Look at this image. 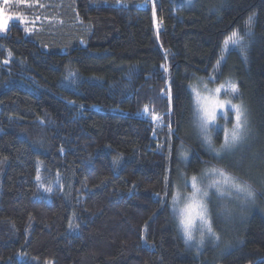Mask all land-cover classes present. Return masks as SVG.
I'll list each match as a JSON object with an SVG mask.
<instances>
[{
  "label": "trees",
  "instance_id": "obj_1",
  "mask_svg": "<svg viewBox=\"0 0 264 264\" xmlns=\"http://www.w3.org/2000/svg\"><path fill=\"white\" fill-rule=\"evenodd\" d=\"M26 1L23 17L60 23L0 32V264H264V0ZM253 14L247 60L232 46L214 72L223 40ZM210 76L235 83L248 109L249 172H232L257 197L227 226L214 216L222 240L197 254L171 194L180 166L186 177L224 166L190 134V85Z\"/></svg>",
  "mask_w": 264,
  "mask_h": 264
},
{
  "label": "snow or ice",
  "instance_id": "obj_2",
  "mask_svg": "<svg viewBox=\"0 0 264 264\" xmlns=\"http://www.w3.org/2000/svg\"><path fill=\"white\" fill-rule=\"evenodd\" d=\"M26 2V0H24ZM4 4L8 3V0H3ZM188 4L192 3V0H187ZM216 5L213 4L210 11L215 9ZM12 17L5 16L0 12V31H7V25ZM256 26L255 14L249 16L245 21V30L243 35L239 29L233 30L223 40L222 53L229 52V45L233 46V50H237L243 59L247 60V50L251 46L252 37L254 35V28ZM225 61V56L222 54L216 60V66L213 71H217L221 66V62ZM70 76H75V73H69ZM209 81H215L216 77L210 76ZM191 87V86H190ZM205 89L208 91V95H201L200 92H195L194 100V115L197 118L199 131L202 134L204 144H206L210 150L214 153V159L222 161L230 156L235 155L237 151L243 146L250 137L251 128L248 117V109L241 100L239 103H233L232 99L220 100L219 94L222 91H226L229 96H235L239 99L240 90L235 83L228 81V87L225 89L224 84H220L214 90L207 89V83L204 84ZM226 106H230L234 112L233 122L231 129L224 126L223 142L217 148L215 147L212 137L209 134V125L214 124L216 121L217 110L225 109ZM149 111L148 106H144V112ZM153 120H159L160 117L155 113H151ZM226 119V112H225ZM182 155L186 158L187 153ZM203 163H208L203 161ZM235 167V165H233ZM205 173L220 177V179H214L207 187H201L198 183V177L192 175L189 178L185 177V187L191 185L192 191L188 192L181 201V192L177 188L176 192L172 195V207L178 218V229L181 232L185 244L188 246H195L197 254H199L205 246L206 239L211 241L214 247H218L222 235L221 231H217V226L214 224L213 217L216 220L227 226L234 215V208L229 205L228 201H239L241 204H247L254 202L257 197V192L253 186L245 181L239 179L233 172L227 170V168H221L213 165L210 168L204 170ZM39 179V176L37 177ZM167 183V177L165 178ZM214 191H211L213 190ZM51 191V189H46ZM159 195V193H157ZM165 195H168L166 192ZM182 204V206H181ZM215 205L211 207L210 205ZM197 222L198 226H197ZM71 227V224H70ZM194 242V245H193ZM231 246V242H225V249Z\"/></svg>",
  "mask_w": 264,
  "mask_h": 264
},
{
  "label": "rangeland",
  "instance_id": "obj_3",
  "mask_svg": "<svg viewBox=\"0 0 264 264\" xmlns=\"http://www.w3.org/2000/svg\"><path fill=\"white\" fill-rule=\"evenodd\" d=\"M193 1L194 0H192V2ZM149 2L154 5L155 0H149ZM2 3H3V0H0V4H2ZM22 3H24V0H8V4L11 8V11L10 12L0 11L5 16L12 17V19L9 20V22H8L7 29L13 20H20L22 22V24L25 26V29L27 30L28 33L35 31L36 28H37V30H41L42 28H47L48 30H50L52 32H54L55 29H59L60 18L48 17V19H38L36 16L28 14L27 10H25V16L24 17L22 15H20ZM143 3H145V2H143ZM1 9H4V7L2 6ZM154 16H155V29H156V32L158 34L160 31V25H159V21L157 19L156 13H154ZM38 21H40V23L42 25H48V26L47 27L39 26L36 24ZM0 32L4 33L6 31H0ZM228 47L230 49V48H232V45L230 44ZM225 54L226 53H223L224 56H225ZM168 63L169 62H167V64ZM205 83H207V89H209V90H214L216 87H218L220 85L216 81H209L208 78L206 81H200V80L193 81L190 85L191 86L190 88H191L194 100H195V92L196 91L200 92L201 95H208L209 94L208 91L204 87ZM227 87H228V84L224 85L225 89ZM224 93H227V92L222 89V91L219 94L220 100L223 101V100H227V99H232L233 103H239V102H235V100H234L235 96H229L228 93L226 96H223ZM225 112H226V119H225ZM146 115L148 117H150L149 111L146 113ZM159 117H160L159 120H153L151 118V121L153 122L157 133L158 132H163V133L167 132L168 135L171 136L175 132V129L172 128V126L170 124L166 126V124L163 122L162 116H159ZM233 117H234V112L232 111L230 106H226L225 109L217 110L215 123L209 125V134L212 137V140H213L215 147L218 148L220 146V144L223 142L224 126L226 125L228 129H231ZM248 117H249V115H248ZM191 121L193 122V119ZM196 121H197V118H196ZM250 128L252 130L251 123H250ZM190 132H191L190 133L191 137L195 140L199 149H201V151H203L208 156L213 158L214 153L210 150V148L206 144H204L203 139H202V134L199 131L198 123H197V127L195 128V130L192 129ZM250 137H251V134H250ZM250 142H251V139L249 138V140L243 146H241V148L239 149V151H237L235 153V155L230 156L229 158H227L225 160H222V162L224 163V166H218L217 164H215V166H218L221 168H227V170L230 172H232V171L249 172L248 168H247V164L244 163V159L247 158V154L249 153V151H248L249 147L248 146H249ZM190 145H192V144L190 143ZM177 152H178V154H177L178 161L181 163V160H182L186 165L190 162V160L192 158L190 156L193 155V153H194L193 149L192 148L190 149V147L185 142L180 143L179 148H177ZM184 152L187 153L186 158L182 155V153H184ZM210 163L212 164V162H210ZM233 165H235V167H233ZM212 166L208 165V166H206L205 169L210 168ZM204 170H202L198 174H194L198 177V183L200 184L201 187H207V185L211 184L214 179H220V177H216V176L205 173ZM183 171L185 172L183 166H180L179 169L176 171V180L175 181H178V183H179V181L181 180V182L179 184L174 185V188L172 189V194H171V201H172V195L176 192L177 188L179 189V191L182 194L181 201H183L184 195H186L188 192L192 191L190 182H189V185L187 187H185L184 180H185L186 176H185V173ZM234 174L237 175L236 173H234ZM190 177L191 176H187V178H189V181H190ZM174 183H176V182H174ZM211 191H214V189ZM228 203L230 206H232L234 208V215H235V214L243 212L246 209V207L249 205V203H251V202H249L247 204H241L239 201L232 200V201H228ZM181 206H182V204H181ZM210 206L212 207V205H210ZM175 215H176V213H175ZM176 217H177V215H176ZM198 223L199 222H197V226H198ZM206 241H209V240L206 239ZM193 245H194V242H193ZM192 247H195V246H192Z\"/></svg>",
  "mask_w": 264,
  "mask_h": 264
}]
</instances>
